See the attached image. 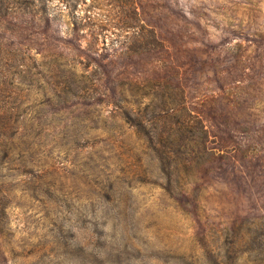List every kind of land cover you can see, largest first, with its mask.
I'll return each instance as SVG.
<instances>
[{
	"label": "rangeland",
	"instance_id": "obj_1",
	"mask_svg": "<svg viewBox=\"0 0 264 264\" xmlns=\"http://www.w3.org/2000/svg\"><path fill=\"white\" fill-rule=\"evenodd\" d=\"M135 1L162 49L0 19L41 60L28 89L9 61L0 95L21 113L0 128V264H264V0ZM180 89L210 152L185 132L162 164L139 117Z\"/></svg>",
	"mask_w": 264,
	"mask_h": 264
},
{
	"label": "trees",
	"instance_id": "obj_2",
	"mask_svg": "<svg viewBox=\"0 0 264 264\" xmlns=\"http://www.w3.org/2000/svg\"><path fill=\"white\" fill-rule=\"evenodd\" d=\"M12 16L19 21L24 18L27 20L25 24L13 23V28L18 26L19 29L37 27L41 23L51 21L64 22V34L76 35L87 32L89 34L87 46L94 50L116 46L126 54H139L164 47V42L156 30L141 17L135 0H0V19ZM11 26L9 28H12ZM79 56L77 54L63 58L65 65L68 66L67 71L72 75L77 72L71 61L75 62ZM9 61L16 66L15 74L20 76L18 77L21 80L20 84L27 85L28 89L32 83L29 84L27 80L37 74L32 73L31 68L40 64L41 60L32 54L27 46L10 48L0 44V95L11 84L8 73ZM28 66L31 68L26 69ZM88 89L85 87L81 90ZM173 105L158 115L156 121L151 124V129L147 128L149 126L147 119L139 117V124L149 136L157 137L152 149L157 152L162 164L166 158L172 157L168 147L174 146L176 136L185 132L199 138V150L204 153L210 152L209 134L205 124L200 115L189 109L185 93L181 89ZM20 114L14 109H0V128L4 130L9 128L12 117L17 118ZM171 136L175 137L172 141ZM161 168L164 171L165 166Z\"/></svg>",
	"mask_w": 264,
	"mask_h": 264
}]
</instances>
